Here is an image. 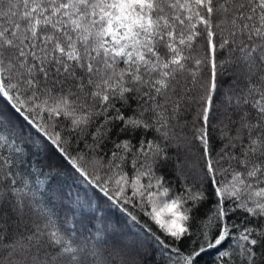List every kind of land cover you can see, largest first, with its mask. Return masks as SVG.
<instances>
[{
	"label": "snow or ice",
	"instance_id": "snow-or-ice-1",
	"mask_svg": "<svg viewBox=\"0 0 264 264\" xmlns=\"http://www.w3.org/2000/svg\"><path fill=\"white\" fill-rule=\"evenodd\" d=\"M209 255L264 264V0H0V264Z\"/></svg>",
	"mask_w": 264,
	"mask_h": 264
},
{
	"label": "trees",
	"instance_id": "trees-1",
	"mask_svg": "<svg viewBox=\"0 0 264 264\" xmlns=\"http://www.w3.org/2000/svg\"><path fill=\"white\" fill-rule=\"evenodd\" d=\"M195 158V157H193ZM33 159H39L43 160L42 155L33 157ZM49 163L52 162L51 160L48 161ZM47 170V169H45ZM57 183H63L65 186L72 184V179L66 175L65 173L61 172L59 176L56 177V180L53 182V187L56 186ZM105 214L108 217V220L110 223L117 225V227L120 226V222L123 220L122 215L116 211L115 209H105ZM150 256V253H149ZM214 258V255L205 256L203 260L201 261V264H212V260Z\"/></svg>",
	"mask_w": 264,
	"mask_h": 264
}]
</instances>
